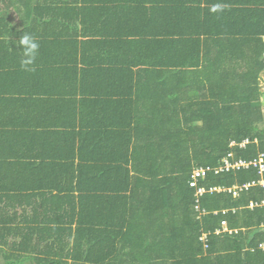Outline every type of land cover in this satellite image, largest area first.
<instances>
[{
	"label": "trees",
	"instance_id": "obj_1",
	"mask_svg": "<svg viewBox=\"0 0 264 264\" xmlns=\"http://www.w3.org/2000/svg\"><path fill=\"white\" fill-rule=\"evenodd\" d=\"M217 3L223 11L211 12ZM23 4L30 19L24 30L34 36L45 26L38 19L44 12L55 14L62 27L69 22L79 30L77 21L85 23L76 40L83 33L97 50L108 49V56L90 54L79 72L83 77H118L120 87L136 94V108L133 94L119 98L124 111L136 119L107 128L82 125L79 131L63 133L66 140L83 137L77 161L74 157L70 164L64 156L56 161L58 200L56 207L44 211L52 223L43 219L41 225L13 227L0 213V264H264V247L259 246L264 245V171L252 164L215 171L224 159L249 162L264 153L259 80L264 72V0ZM96 13L105 14L100 21L111 16L121 24L165 26L106 31L98 25L91 28L92 20L87 21ZM3 21L0 16V53L9 50L3 37L13 32L1 30ZM59 30L50 40L63 43ZM22 33H14V41ZM115 48L119 50L114 53ZM118 53L119 62L113 58ZM61 63L51 66L61 71ZM244 139L248 142L240 146ZM87 146L92 152H84ZM197 167L210 170L192 187L190 175ZM68 168L87 174L80 177L82 186L77 188H82L73 198L62 184ZM86 181L90 184L83 188ZM198 187L205 189L200 195ZM34 215L39 217L36 211ZM19 228L30 234L6 238Z\"/></svg>",
	"mask_w": 264,
	"mask_h": 264
},
{
	"label": "crops",
	"instance_id": "obj_2",
	"mask_svg": "<svg viewBox=\"0 0 264 264\" xmlns=\"http://www.w3.org/2000/svg\"><path fill=\"white\" fill-rule=\"evenodd\" d=\"M26 1L28 0H0V16L4 18L1 30L13 31L3 37L7 41L10 35L6 43L9 50L0 53V213L3 214L1 218L3 222H9L13 227H16V224L27 227L25 223L34 225L52 223L50 218L44 217L46 214L44 211L56 207L58 200L56 161L60 156H64L70 164L74 157L77 161L80 152L77 150V145L83 137V134L81 137L75 135L71 140H66L63 133L67 129L71 132L73 129L79 131L82 125H89L93 129L107 128L111 125L121 126L126 125L125 122L128 120L136 119L135 115H130V111H124L119 99L123 95L133 94L136 108V94L128 90L127 86L120 87L118 77H108L102 75L103 73L99 76L83 77L79 72L88 65L90 54L104 59L108 56V49L105 52L103 51L105 48L97 50L87 41L88 37L83 33L79 34L76 40L77 31L82 32L85 23L77 21L79 30L75 25H69L67 21L62 27L54 18L55 14L44 12L38 19L40 24L43 21L45 26L41 25L35 36H38L36 39L46 36L49 40H38L40 48L36 62L31 66L35 67L32 71L18 69L21 55L18 46L11 42L16 39L14 33L24 31L29 25L30 19L23 4ZM104 15L96 13L94 18L86 19L92 20L89 22L91 28L98 25L106 31L121 30L131 33L139 29L154 31L155 28L165 26L162 24L155 27L154 23L149 25V22L140 26L133 22L121 24L116 23L111 16L108 21H100ZM58 29L64 34L60 38L65 41L63 43L50 40ZM118 50L119 48H115L113 52ZM129 55L134 57L135 54ZM113 58L118 62L122 61L120 53ZM137 61L138 57H134L133 62ZM54 62H62L63 69L60 71L52 68L51 63ZM82 78L89 81H82ZM261 79H264V72L259 76L260 81ZM198 93L201 94V91L199 90ZM110 96L111 98H107ZM261 99L264 105V98ZM58 100L59 106L56 103ZM131 107L133 106L129 103V108ZM89 141L90 137L87 142ZM72 142L75 143V147H68ZM88 146L84 150L85 153L92 152L91 146ZM92 148L95 149L93 151L97 150L100 153L98 148ZM74 169L68 168L65 173L66 178L62 180L66 195L69 193L72 198L78 195L82 188H77L79 183L82 186L80 177L82 175L87 177V174L79 173L81 171ZM83 183L84 188L89 186L90 181ZM35 211L39 214L37 219L34 215ZM49 215H52V211ZM49 215L47 217H50ZM43 219L44 223H41ZM27 233L30 234L27 228L24 230L19 228L16 235L7 233L6 238L20 239L21 234Z\"/></svg>",
	"mask_w": 264,
	"mask_h": 264
},
{
	"label": "built area",
	"instance_id": "obj_3",
	"mask_svg": "<svg viewBox=\"0 0 264 264\" xmlns=\"http://www.w3.org/2000/svg\"><path fill=\"white\" fill-rule=\"evenodd\" d=\"M248 140L244 139L241 143L240 146L244 145L245 143H247ZM230 156V155H228ZM252 164L253 166H256L259 170V172H263L264 171V153H259L258 157L253 159L252 161L246 162L243 160H238L235 162H230L228 159H224V164L220 167H218L215 171H219V170H226L228 171L231 168H238V167H247L248 165ZM210 168L209 167H197L195 168L191 175H190V180H189V185L192 187H196L197 185V180L199 178H204L207 171H209ZM262 185H264V182H261ZM214 190H219V188L216 187H210L209 191H214ZM196 194L200 195L202 194L205 189L203 187H198L196 190ZM228 191H230V188H228ZM262 205L264 206V200L262 201ZM196 209H199L198 205H195ZM221 226H222V231L227 230V226H226V222L224 220L221 221ZM220 229L217 230V232H219ZM229 232H231V230H229ZM260 247H264L263 244H259Z\"/></svg>",
	"mask_w": 264,
	"mask_h": 264
},
{
	"label": "clouds",
	"instance_id": "obj_4",
	"mask_svg": "<svg viewBox=\"0 0 264 264\" xmlns=\"http://www.w3.org/2000/svg\"><path fill=\"white\" fill-rule=\"evenodd\" d=\"M210 11L213 13L223 11V6L219 3L214 4L211 7ZM9 36L7 37V41H9ZM13 44L18 46L19 48L18 52L21 55V68L25 71H32L33 68L31 66L35 64L40 48L39 41L35 38L32 33H29L24 30L23 33L20 35L19 39L13 41Z\"/></svg>",
	"mask_w": 264,
	"mask_h": 264
},
{
	"label": "rangeland",
	"instance_id": "obj_5",
	"mask_svg": "<svg viewBox=\"0 0 264 264\" xmlns=\"http://www.w3.org/2000/svg\"><path fill=\"white\" fill-rule=\"evenodd\" d=\"M260 85H261V88H262V91H263V98H264V79L260 81ZM263 110H264V105H263ZM262 126H264V122L261 124Z\"/></svg>",
	"mask_w": 264,
	"mask_h": 264
}]
</instances>
